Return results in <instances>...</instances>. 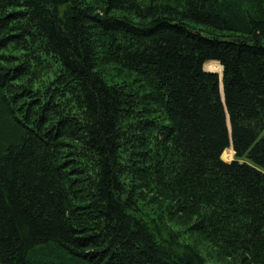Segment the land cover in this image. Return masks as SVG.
I'll use <instances>...</instances> for the list:
<instances>
[{
  "label": "trees",
  "instance_id": "16d2710c",
  "mask_svg": "<svg viewBox=\"0 0 264 264\" xmlns=\"http://www.w3.org/2000/svg\"><path fill=\"white\" fill-rule=\"evenodd\" d=\"M0 264H264V0H0Z\"/></svg>",
  "mask_w": 264,
  "mask_h": 264
},
{
  "label": "rangeland",
  "instance_id": "374dc122",
  "mask_svg": "<svg viewBox=\"0 0 264 264\" xmlns=\"http://www.w3.org/2000/svg\"><path fill=\"white\" fill-rule=\"evenodd\" d=\"M111 70L113 71V69H110L109 71H111ZM105 71L109 72L107 70H105ZM223 160L225 162H228V163H230V162H232L234 160V153L232 152V150H228L226 153H224ZM187 237H188V241L189 242L194 243L193 240L190 238V236L187 235L184 238H187ZM194 241L196 242V244H197V242L199 243V244H197V246L199 245L198 248L200 247L203 251L207 250L205 253H209V250L211 249L210 246H207V244L199 242L197 240H194Z\"/></svg>",
  "mask_w": 264,
  "mask_h": 264
},
{
  "label": "water",
  "instance_id": "95a60500",
  "mask_svg": "<svg viewBox=\"0 0 264 264\" xmlns=\"http://www.w3.org/2000/svg\"><path fill=\"white\" fill-rule=\"evenodd\" d=\"M212 73V72H211ZM213 74H215V75H218L219 76V74L218 73H213ZM221 80H223V68H222V78H221ZM221 91H222V94H223V87L221 88Z\"/></svg>",
  "mask_w": 264,
  "mask_h": 264
}]
</instances>
